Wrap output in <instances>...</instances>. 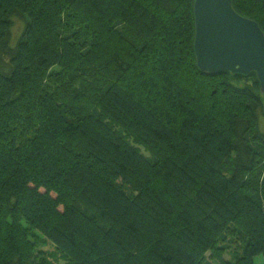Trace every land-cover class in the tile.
<instances>
[{
    "label": "trees",
    "instance_id": "trees-1",
    "mask_svg": "<svg viewBox=\"0 0 264 264\" xmlns=\"http://www.w3.org/2000/svg\"><path fill=\"white\" fill-rule=\"evenodd\" d=\"M233 5L264 31V0ZM195 37V0H0V264H50L41 236L69 264H214L229 231L230 264L264 258L261 84L202 72Z\"/></svg>",
    "mask_w": 264,
    "mask_h": 264
},
{
    "label": "water",
    "instance_id": "water-1",
    "mask_svg": "<svg viewBox=\"0 0 264 264\" xmlns=\"http://www.w3.org/2000/svg\"><path fill=\"white\" fill-rule=\"evenodd\" d=\"M197 63L202 72L250 76L264 94V31L239 14L233 0H195Z\"/></svg>",
    "mask_w": 264,
    "mask_h": 264
},
{
    "label": "rangeland",
    "instance_id": "rangeland-1",
    "mask_svg": "<svg viewBox=\"0 0 264 264\" xmlns=\"http://www.w3.org/2000/svg\"><path fill=\"white\" fill-rule=\"evenodd\" d=\"M25 28L24 20L16 16L13 20V29H12V36L13 42L16 43L20 37H22L23 31ZM248 77V76H247ZM247 83L253 85V78L247 79ZM80 84V83H79ZM83 84L81 83V86ZM259 130L264 133V114H261L259 117L258 123ZM140 151L148 155L145 148L142 146H136ZM43 237H40V246L39 250L41 255L46 256L48 262L50 264H69L66 258L57 251L56 247L49 241H43ZM243 246L241 238L239 235L233 234V232L229 231L226 233L220 241L219 249L215 250L214 253L208 255L210 261L214 264H230L235 262L236 259L242 255L243 253ZM264 258L262 256H258L256 258L255 264H263Z\"/></svg>",
    "mask_w": 264,
    "mask_h": 264
}]
</instances>
